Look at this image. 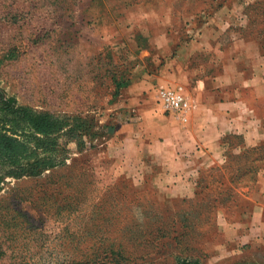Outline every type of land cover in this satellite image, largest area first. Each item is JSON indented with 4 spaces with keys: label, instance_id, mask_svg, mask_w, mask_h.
<instances>
[{
    "label": "rangeland",
    "instance_id": "374dc122",
    "mask_svg": "<svg viewBox=\"0 0 264 264\" xmlns=\"http://www.w3.org/2000/svg\"><path fill=\"white\" fill-rule=\"evenodd\" d=\"M165 26L264 57V0H0V135L27 147L0 158V264H264V172L238 156L264 141V95L219 164L175 178L165 148L137 158L114 135L129 117L110 102L155 72L135 35L161 47ZM44 116L48 134L32 126Z\"/></svg>",
    "mask_w": 264,
    "mask_h": 264
},
{
    "label": "crops",
    "instance_id": "0c3cea01",
    "mask_svg": "<svg viewBox=\"0 0 264 264\" xmlns=\"http://www.w3.org/2000/svg\"><path fill=\"white\" fill-rule=\"evenodd\" d=\"M192 34L182 40L165 26V45L160 47L154 44L157 34L137 33L154 49L149 66L155 72L131 78L120 98L110 102L112 113L129 117L115 124L116 138L137 158L163 156L165 148V163L173 178L180 170L219 164L223 137L250 129L249 94L264 95V57L257 45L233 38L219 49L212 31L208 40L200 42ZM136 37L139 53L148 45L140 46ZM157 84L180 86L188 94L192 106L185 120L162 110L156 102ZM255 223L264 224L260 219Z\"/></svg>",
    "mask_w": 264,
    "mask_h": 264
},
{
    "label": "trees",
    "instance_id": "16d2710c",
    "mask_svg": "<svg viewBox=\"0 0 264 264\" xmlns=\"http://www.w3.org/2000/svg\"><path fill=\"white\" fill-rule=\"evenodd\" d=\"M44 120H37L33 118L32 126L42 133H50V128H54V122L49 118L44 116ZM17 138L9 135H0V158L7 157L13 158L21 155L23 152L27 151V147L23 145H17L14 142H17ZM22 143V142H17ZM247 155L246 161L249 163L250 167L248 172L255 173L256 171L264 172V141L258 144L255 147H248L243 150V153H240L238 156L243 157ZM247 172V173H248ZM257 181V177L254 175V182Z\"/></svg>",
    "mask_w": 264,
    "mask_h": 264
},
{
    "label": "built area",
    "instance_id": "2783aa9c",
    "mask_svg": "<svg viewBox=\"0 0 264 264\" xmlns=\"http://www.w3.org/2000/svg\"><path fill=\"white\" fill-rule=\"evenodd\" d=\"M157 97L165 110L173 112L183 120L186 119L192 101L180 86L161 85L157 89Z\"/></svg>",
    "mask_w": 264,
    "mask_h": 264
}]
</instances>
